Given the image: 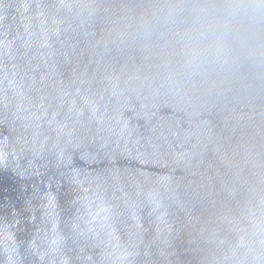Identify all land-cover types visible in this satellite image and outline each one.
Returning <instances> with one entry per match:
<instances>
[{
	"label": "water",
	"instance_id": "obj_1",
	"mask_svg": "<svg viewBox=\"0 0 264 264\" xmlns=\"http://www.w3.org/2000/svg\"><path fill=\"white\" fill-rule=\"evenodd\" d=\"M0 264H264V0H0Z\"/></svg>",
	"mask_w": 264,
	"mask_h": 264
}]
</instances>
